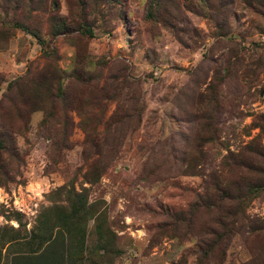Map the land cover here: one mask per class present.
<instances>
[{
    "label": "rangeland",
    "instance_id": "1",
    "mask_svg": "<svg viewBox=\"0 0 264 264\" xmlns=\"http://www.w3.org/2000/svg\"><path fill=\"white\" fill-rule=\"evenodd\" d=\"M87 1L91 37L67 31L50 39L48 12L30 22L56 48L60 84L69 87L72 104L96 105L90 114L97 117L93 138L100 152L90 151L86 160L77 126L66 148L52 150L57 106L43 123L47 100L39 96L46 104L38 109L20 103L33 102L40 94L34 89L42 87L37 79H49L52 70L35 38L19 29L0 32V98L7 96L20 113L0 119V127L12 134L23 160L16 166L2 157L9 178L0 176V264L24 252L18 243L32 233L55 227L63 188L71 184L74 191L84 188L89 208L105 210L113 234L108 252L93 250L96 264H200L199 240L218 227L220 213H227L222 221L231 237L224 255L216 249L201 264H264V188L225 199L219 193L262 183L261 174L238 167L234 156L245 158L264 144V130L251 123L264 114V8L256 0H172L166 10L172 22L164 25L144 18L147 0ZM57 3L58 15L74 22L76 3ZM7 20L0 11V29ZM94 159L102 172L89 183L83 173ZM201 197L207 208L192 205ZM192 207L189 224L167 221L168 212L187 218ZM91 222L88 246L96 239Z\"/></svg>",
    "mask_w": 264,
    "mask_h": 264
},
{
    "label": "trees",
    "instance_id": "2",
    "mask_svg": "<svg viewBox=\"0 0 264 264\" xmlns=\"http://www.w3.org/2000/svg\"><path fill=\"white\" fill-rule=\"evenodd\" d=\"M77 7L78 12L74 22L67 21L64 16L58 15L56 12L58 9L57 0H49V3L54 7L46 8V0H0V11L8 20L1 25L0 32L5 33L7 29H19L31 36H33L40 46L42 56L49 62L52 70L50 78L39 77L37 80L40 82V90L34 89L36 92L40 91L37 96L30 101L24 99L20 100L21 105L28 106L30 108L38 109L46 104L48 113L43 119V123L49 121L53 116L54 108L57 106L59 109L58 126L55 137L52 140L51 146L53 151H60L66 148V144L69 139L70 131L74 126H77L83 133V149L82 155L86 160L90 154V151H94V154H99L98 148L100 142L94 141L93 133L96 126L97 117L93 118L90 111L96 105H91L87 99L74 102L70 100L69 87L65 88L60 84V73L55 66L56 60V48L51 45V41H46L40 34L37 26L31 25L33 20V14L39 12H48V30L45 32L50 36V39L60 33L67 31H75V37H91L93 36L92 23L93 21L88 19L87 9L89 2L87 0H73ZM96 0H94L95 2ZM172 0H147L146 8L144 11V18L150 22H161L162 24L170 25L172 20L167 7L171 5ZM258 1V4L256 3ZM255 3L264 8V0H256ZM108 3H120V0H107ZM167 10V11H166ZM79 69L74 68L73 78L78 80ZM113 77V76H112ZM111 77V78H112ZM94 77H90V81ZM114 78V77H113ZM18 79H14L7 84V89L13 86ZM53 82V83H52ZM95 83V81H92ZM19 84V83H17ZM16 84V85H17ZM72 82H69L71 85ZM53 91H50V89ZM15 92V97L19 100L22 97V92ZM46 94L43 96L42 93ZM43 98L41 100V98ZM45 107V106H44ZM19 115L17 107L6 96L0 98V119L7 118L12 113ZM68 112H74L79 120L73 122ZM92 115V117H90ZM264 114H259L254 120L251 121L254 127H259L264 130L263 126ZM86 144V145H85ZM250 152V151H249ZM7 156L11 158L16 166L22 164L23 160L16 152L14 138L9 131H6L0 127V176L5 180L8 179L4 165L2 164V157ZM237 166L250 170L252 173L261 174L262 183L259 185H247V189L241 192V189H234L231 191L226 187L220 188L219 193L222 194V199H225L231 195V192H237L234 196H240V193H251L255 190L264 188V144L257 149H253L250 152V156L245 158L237 153L235 156ZM101 163L99 159H94L87 165V169L83 173L84 181L89 183L94 182L99 174L102 172L100 168ZM18 171V170H16ZM71 184V183H69ZM233 184V183H232ZM64 194V210L61 217L57 215L56 225L49 230L38 229L36 233L31 234V238L24 240L23 243H18L24 247V252L18 253L10 260V264H96L95 260L91 257L94 251L102 250V253L108 252L112 246L113 234L110 232L106 219L105 210L101 209L94 211L88 207L86 202V192L83 189L80 191H74L72 184L68 188H63ZM218 202V199L216 200ZM196 207L207 208V199L200 198V203L195 202ZM195 208H190L188 211V217L184 218L182 212H168L166 215L167 221L172 222L173 226L178 222H191V216L196 212ZM226 214L220 213V217L216 218L214 225L218 224V227H212L207 230L204 238H200L201 253L198 256V263L201 264V260L208 259L209 255L214 253L216 249L224 255V248L231 237V228L224 222ZM87 219H91V231L95 235V244L92 246L85 245V229ZM224 219V221H222ZM94 250V251H93Z\"/></svg>",
    "mask_w": 264,
    "mask_h": 264
}]
</instances>
